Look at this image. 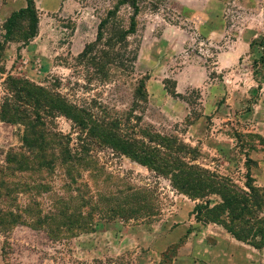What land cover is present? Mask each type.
I'll return each instance as SVG.
<instances>
[{
  "label": "rangeland",
  "instance_id": "obj_1",
  "mask_svg": "<svg viewBox=\"0 0 264 264\" xmlns=\"http://www.w3.org/2000/svg\"><path fill=\"white\" fill-rule=\"evenodd\" d=\"M22 2L12 7H26ZM137 3L138 32L130 39L139 54L135 67L114 69L110 83L90 85L76 59L97 40L111 11H118L115 24L128 27L134 10L126 0H36L38 36L25 45L23 25L7 43L0 59V97L8 78L28 79L125 116L135 106L138 82L146 79L148 101L136 113L144 125L178 136L196 150L195 164L240 189H246L250 173L264 190V0ZM8 5L0 0V42L13 14ZM57 124L64 134L73 132L66 118ZM23 136L22 126L0 123V168L7 152L22 146ZM98 162L103 173L89 178L90 185L103 184L105 192L100 203L89 200L83 209L93 216L89 231L69 230L58 241L61 220L41 223L44 214L56 213L53 202L31 204L35 220L26 225L16 216H24L28 195L12 192L0 199V264H264V248L238 241L196 211L207 201L212 208L219 205L220 197L196 201L170 179L109 151L100 153ZM45 177L55 192L63 186L56 177ZM135 199H142L134 206L141 211L133 208L135 217H118L119 208L131 211L127 202ZM108 216L111 220L104 219Z\"/></svg>",
  "mask_w": 264,
  "mask_h": 264
},
{
  "label": "trees",
  "instance_id": "obj_2",
  "mask_svg": "<svg viewBox=\"0 0 264 264\" xmlns=\"http://www.w3.org/2000/svg\"><path fill=\"white\" fill-rule=\"evenodd\" d=\"M25 1L27 6L7 20L5 41L0 42V59L7 43L13 42L23 25L27 28L22 34L25 45L38 36L40 18L36 0ZM126 1L135 12L129 26L115 24L118 11H111L99 27L97 40L87 45L76 59L77 66L85 69L86 82L90 85L110 83L112 70L130 71L138 61V49L132 48L130 39L138 32L140 9L137 0ZM146 82V79L138 82L135 106L122 116L111 114L96 100L73 101L58 90L28 79L8 78L0 97V123L22 126L24 136L22 146L7 152L6 166L0 168L4 180L0 182L5 185L0 189L9 187L5 195L0 192V199L10 197L12 192L28 195L26 200L30 204L25 207L24 216L22 212L16 216L24 218L26 225L35 220L31 204L53 202L56 213L44 214L41 223L48 225L49 221L61 220L64 229L60 230L58 241L64 240V233L69 230L89 231L88 224L93 216L83 209L89 207V200L96 205L100 203L105 192L103 184L90 185L89 178L97 179L103 173L99 154L109 151L170 179L174 188L196 201L220 197L222 202L213 208L210 201L198 205V214H208L211 222L223 226L238 241L257 249L264 248V190L254 185L250 173L246 189H240L233 180L195 164L196 150L181 138L161 134L153 126L144 125L136 113L139 104L148 101ZM60 118L72 123V133L64 134L59 130L57 121ZM84 173L89 176L84 177ZM45 176L56 177L63 186L55 192ZM141 200H129L127 208L131 204V211L120 207L118 217H135L132 215L137 212L133 208L140 205ZM73 204L75 208H71ZM8 214L12 213L8 211ZM98 214L105 215L99 210ZM104 219L111 220L109 216Z\"/></svg>",
  "mask_w": 264,
  "mask_h": 264
},
{
  "label": "crops",
  "instance_id": "obj_3",
  "mask_svg": "<svg viewBox=\"0 0 264 264\" xmlns=\"http://www.w3.org/2000/svg\"><path fill=\"white\" fill-rule=\"evenodd\" d=\"M23 0H9V8H10V14H12V13H14V12H16V11H20L21 9H24L25 8V6H20V8H16L15 9V7H12L13 5H14V3H18V4H22L23 2H22ZM24 5V4H23Z\"/></svg>",
  "mask_w": 264,
  "mask_h": 264
}]
</instances>
